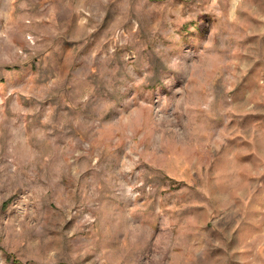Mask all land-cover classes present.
Here are the masks:
<instances>
[{"label": "rangeland", "instance_id": "rangeland-1", "mask_svg": "<svg viewBox=\"0 0 264 264\" xmlns=\"http://www.w3.org/2000/svg\"><path fill=\"white\" fill-rule=\"evenodd\" d=\"M0 264H264V0H0Z\"/></svg>", "mask_w": 264, "mask_h": 264}]
</instances>
